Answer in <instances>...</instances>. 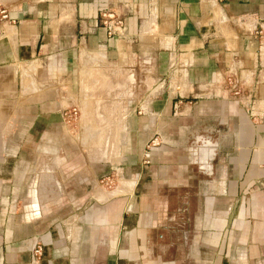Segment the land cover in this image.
<instances>
[{
    "label": "crops",
    "instance_id": "1",
    "mask_svg": "<svg viewBox=\"0 0 264 264\" xmlns=\"http://www.w3.org/2000/svg\"><path fill=\"white\" fill-rule=\"evenodd\" d=\"M0 6V264H264V0Z\"/></svg>",
    "mask_w": 264,
    "mask_h": 264
},
{
    "label": "built area",
    "instance_id": "2",
    "mask_svg": "<svg viewBox=\"0 0 264 264\" xmlns=\"http://www.w3.org/2000/svg\"><path fill=\"white\" fill-rule=\"evenodd\" d=\"M0 22H4L7 24L14 23V20H11L9 17L8 10L2 6H0ZM100 23L102 27L105 29L107 36L109 37L119 36L124 31L123 21L114 11L102 10L100 12ZM181 103H182V100L179 99L176 102L175 107L178 108L179 105H181ZM62 117H63L64 124H66L67 126H75L78 123V120L80 118L79 111L76 108H70V109L64 110L62 112ZM159 140H160L159 136L155 135L145 145L144 150H143V158H144L142 161L143 164L149 163L152 150L155 147H157V145L160 143ZM131 182H133V185H134L135 182L134 181H131ZM117 183L119 184L120 180H119V175L115 173H111L99 180V185L101 187H104L105 189H110L113 186H116ZM133 185H131V187H133ZM126 193H129V192H126ZM41 256H42V244L36 243L34 250H33V261L39 260Z\"/></svg>",
    "mask_w": 264,
    "mask_h": 264
},
{
    "label": "flooded vegetation",
    "instance_id": "3",
    "mask_svg": "<svg viewBox=\"0 0 264 264\" xmlns=\"http://www.w3.org/2000/svg\"><path fill=\"white\" fill-rule=\"evenodd\" d=\"M204 136V135H203ZM201 138V144L198 145L199 147H202L203 149L205 147H207V149L209 148V154H214L217 150H216V142H215V139L214 138H210L209 137H205V138ZM191 213H193V209H185V208H180L178 209L177 211H175V214H174V223L176 224V226H173L171 227V225H168V227L166 229L168 233H166V238L169 239V243L167 241H165L168 245V248H171V245L170 243H173V244H180V246L183 245V243L181 241H179L180 239L178 238V235H180L177 231L181 230L182 229V222L183 220H186L187 218L190 217V215H192ZM177 236V238H176ZM165 238V239H166Z\"/></svg>",
    "mask_w": 264,
    "mask_h": 264
},
{
    "label": "rangeland",
    "instance_id": "4",
    "mask_svg": "<svg viewBox=\"0 0 264 264\" xmlns=\"http://www.w3.org/2000/svg\"><path fill=\"white\" fill-rule=\"evenodd\" d=\"M70 127H71V128H74L75 126H70ZM149 141H150V140H149ZM149 141H148V142H149ZM148 142H147V143H148ZM159 142H160V140H159ZM147 143H146V144H147ZM159 146H160V143L157 145V147H159ZM144 147H145V146H144ZM157 147H155V148H157ZM155 148H154V149H155ZM154 149H153V150H154ZM143 159H144V158H143V151H142L141 163H142ZM150 164H151V159H149V163H147V164H146V163H144V164L142 163L141 166L145 168L146 166H148V165H150ZM119 180H120V183H121L122 181L127 182V181H129V180L135 182L134 185H133V187H132L131 192H129V193H125V195H127V196H128V195H131V194L134 192V190H135L134 188H137V187L135 186V184H136V180L134 179V177H133L132 179H126V178H124V177H123V178H122V177L120 178V176H119ZM126 180H127V181H126ZM120 183H119V184L117 183L116 186H113V187H112V189L115 188V189L117 190V188L120 186ZM136 185H137V184H136ZM103 188H104V187H103ZM109 190H111V188L108 189V191H109Z\"/></svg>",
    "mask_w": 264,
    "mask_h": 264
}]
</instances>
